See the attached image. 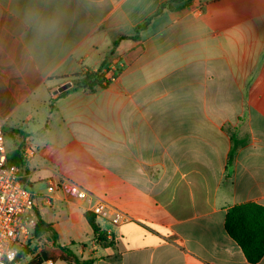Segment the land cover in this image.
Listing matches in <instances>:
<instances>
[{"label": "crops", "instance_id": "obj_1", "mask_svg": "<svg viewBox=\"0 0 264 264\" xmlns=\"http://www.w3.org/2000/svg\"><path fill=\"white\" fill-rule=\"evenodd\" d=\"M96 72L107 85L74 89ZM0 117L51 247L93 264H251L225 221L264 206V0H0ZM98 199L129 220L96 216Z\"/></svg>", "mask_w": 264, "mask_h": 264}, {"label": "trees", "instance_id": "obj_2", "mask_svg": "<svg viewBox=\"0 0 264 264\" xmlns=\"http://www.w3.org/2000/svg\"><path fill=\"white\" fill-rule=\"evenodd\" d=\"M165 10H173L170 4H163L159 9L149 17L144 23L136 28V34L133 37L138 39L140 34L145 31L153 19L162 14ZM104 81L103 76L98 72L86 75L82 83L75 85L74 89L83 87H91L93 84L102 86ZM23 144L17 149L16 154L19 160L15 161L9 155V165L20 168L25 161L23 158ZM238 152V145H234L229 155V168H232ZM87 219L91 223L94 232V240L101 247H107L113 244V240L108 238L107 233L100 230L95 224L90 214H86ZM225 226L230 237L238 243L243 250L247 260L251 264L258 263L264 256V206L255 203L239 204L231 207L226 214ZM35 240L37 243L44 240L47 245L40 250L37 256L28 264H45L47 261L58 262L62 261L68 264H93V259H84L77 254L70 246L51 247L49 243L55 245L58 240V235L52 226L46 223L42 218H36ZM33 246L25 248L20 254V259L27 254H35Z\"/></svg>", "mask_w": 264, "mask_h": 264}, {"label": "built area", "instance_id": "obj_3", "mask_svg": "<svg viewBox=\"0 0 264 264\" xmlns=\"http://www.w3.org/2000/svg\"><path fill=\"white\" fill-rule=\"evenodd\" d=\"M117 75L119 69L115 68L112 78ZM4 127L5 122L0 117V264H20L29 255L20 259L21 252L35 241L36 220L30 217V213L34 209L36 198L24 182L19 168L9 165ZM67 189L70 196L78 200L94 198V194L79 183L68 182ZM54 190L55 185L51 184L49 194ZM92 212L103 219H110L114 225L129 220L128 215L102 199L97 200Z\"/></svg>", "mask_w": 264, "mask_h": 264}, {"label": "rangeland", "instance_id": "obj_4", "mask_svg": "<svg viewBox=\"0 0 264 264\" xmlns=\"http://www.w3.org/2000/svg\"><path fill=\"white\" fill-rule=\"evenodd\" d=\"M28 189L30 190L31 188L28 187ZM47 245V243L43 240L41 241L40 243L36 244L33 242V244H31V246H33V252L32 253H35L37 254L42 248H44L45 246ZM34 255V254H33Z\"/></svg>", "mask_w": 264, "mask_h": 264}, {"label": "water", "instance_id": "obj_5", "mask_svg": "<svg viewBox=\"0 0 264 264\" xmlns=\"http://www.w3.org/2000/svg\"><path fill=\"white\" fill-rule=\"evenodd\" d=\"M70 87H71V85H65V86H62V87L58 90V92H59V93L64 92V91L68 90Z\"/></svg>", "mask_w": 264, "mask_h": 264}]
</instances>
